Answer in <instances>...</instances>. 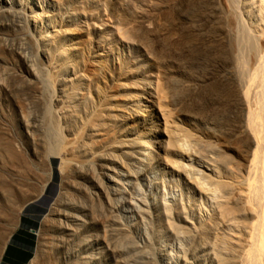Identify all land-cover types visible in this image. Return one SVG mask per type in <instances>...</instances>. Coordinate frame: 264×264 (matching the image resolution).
Segmentation results:
<instances>
[{
    "label": "rangeland",
    "instance_id": "374dc122",
    "mask_svg": "<svg viewBox=\"0 0 264 264\" xmlns=\"http://www.w3.org/2000/svg\"><path fill=\"white\" fill-rule=\"evenodd\" d=\"M36 2L35 9L48 7L49 13L40 14L38 10L40 19L28 25L22 16L30 12L28 0H0V247L14 227H22V217H35L30 211L34 207L44 211L36 229L38 246L30 264H149L147 254L135 251V246L146 240L141 234L145 224L136 211L137 205L151 206L152 200H158L151 209L164 219V204L168 200L167 205L175 203L190 215L203 210L205 204L196 197L191 185L169 168L173 160L169 150L153 153V137L159 138L164 127L154 128L160 114L158 99L153 105L145 97L154 93L151 87L155 81L177 92L174 104L192 92L185 88L186 80L177 73V66L170 62L160 64L148 55L153 47L151 36L130 35L126 42L119 39V31L127 33L136 29L134 25L139 27L136 8L130 10L123 0ZM42 32L55 35L49 45L39 49L34 44ZM251 55V51L247 58V53L244 55L247 67ZM68 67L65 95L75 103L76 117L68 120L69 124L58 115L66 140L76 143L93 135L90 153L112 151L118 161L121 159L120 164L107 163L116 172L123 167L136 169L139 151L152 153L134 178L135 198L139 200L136 207L129 202L119 203L120 197L125 196L123 188L113 195L95 187L94 181L106 188L99 166L89 173L73 171V181L67 184L58 169L61 158L53 157L51 167L43 159L45 151L40 144L38 122L43 116L38 101L43 88L37 78L51 74L52 79H58ZM32 68L36 73L31 74ZM54 93L53 97L60 94L59 87ZM204 94L203 90L199 95ZM217 94L222 95L223 89ZM80 104L85 109L83 105L77 106ZM167 106L173 113L171 120L183 130L198 134L208 127L199 120L196 126L191 125L198 117L196 113L179 115L173 105ZM93 113L97 118L91 122ZM88 126L93 127V132H89ZM238 141L240 151L247 157L246 137L240 135ZM244 155L237 158L239 180L241 175H248L249 162ZM74 158L83 159L80 153ZM53 166L54 176L45 194L52 198L50 205L55 204L51 216L47 213L49 201L42 202L38 195L49 183ZM60 193L67 196L64 202L58 199ZM178 218L175 214L174 220ZM156 221L154 218L146 223L152 233ZM129 241L134 242V247Z\"/></svg>",
    "mask_w": 264,
    "mask_h": 264
},
{
    "label": "bare ground",
    "instance_id": "6f19581e",
    "mask_svg": "<svg viewBox=\"0 0 264 264\" xmlns=\"http://www.w3.org/2000/svg\"><path fill=\"white\" fill-rule=\"evenodd\" d=\"M28 1L30 12L22 16L31 25L40 19V14L48 12V7L46 10L35 9L37 0ZM123 1L130 10L136 8L134 13L139 27L134 25L136 29L127 33L119 31V39L126 42L130 35L151 36L153 47L149 48L148 55L160 64L170 62L177 66V73L186 80L185 88L192 92L179 104H174L177 92L167 84L165 88L155 81L151 87L154 93L145 100L156 105L158 99L160 114L154 128L164 127L159 138L153 137V153L170 151L173 160L169 168L191 185L196 197L204 202V209L190 215L175 203L169 206L168 200L162 219L151 209L158 200H152L151 206L147 203L142 206L137 205L139 200L135 198L134 178L141 173L142 163L152 153L142 148L146 153L136 152L140 162L136 169L123 167L116 172L115 167L107 164L121 163L112 151L90 153L93 135L76 143L66 140L58 115L66 122L76 117L75 103L65 95L69 67L64 68L58 79H52L51 74L37 78L43 88L38 100L43 110L38 121L42 136L40 144L45 151L43 159L51 167L53 157L61 158L58 169L64 183L73 181L75 170L89 173L99 166L106 188L94 181L97 189L117 195L123 188L125 196L120 197L119 203L137 205L136 211L145 224L141 234L146 240L136 245L135 251L147 254L149 264H264V0ZM53 36L42 32L34 45L43 49ZM245 50L252 53L248 67L244 55L247 53V58L249 51L244 54ZM32 71L31 74L36 73L34 68ZM58 87L60 94L53 97ZM220 89H223L222 95L217 94ZM203 90L205 94L199 95ZM169 104L179 115L189 111L196 113L197 119L187 115L195 119L192 126L199 120L208 127L198 134L183 130L172 121ZM81 105L85 109L84 104L77 106ZM90 118L93 122L97 115L93 113ZM87 128L89 132L94 130L91 126ZM240 135L247 140V157L239 149ZM252 135L255 136L253 144ZM76 153L83 159L74 158ZM240 154L249 162L245 168L248 175H241V180L236 169ZM51 172L49 183L42 187L38 197L42 202L44 199L49 201L47 213L53 215L55 204L51 206L52 198L45 195L54 176V166ZM57 187L55 185V190ZM66 198L65 194H59L61 202ZM175 214L179 215L177 220H174ZM154 218L157 221L153 223L156 228L152 233L146 223ZM130 244L134 247V242Z\"/></svg>",
    "mask_w": 264,
    "mask_h": 264
},
{
    "label": "crops",
    "instance_id": "0c3cea01",
    "mask_svg": "<svg viewBox=\"0 0 264 264\" xmlns=\"http://www.w3.org/2000/svg\"><path fill=\"white\" fill-rule=\"evenodd\" d=\"M31 227H14L0 247V264H30L37 245Z\"/></svg>",
    "mask_w": 264,
    "mask_h": 264
},
{
    "label": "trees",
    "instance_id": "16d2710c",
    "mask_svg": "<svg viewBox=\"0 0 264 264\" xmlns=\"http://www.w3.org/2000/svg\"><path fill=\"white\" fill-rule=\"evenodd\" d=\"M30 211L35 213V217L34 218H29L25 216L22 217V227H31L36 230L39 227V221L44 210L33 207L30 209Z\"/></svg>",
    "mask_w": 264,
    "mask_h": 264
},
{
    "label": "water",
    "instance_id": "95a60500",
    "mask_svg": "<svg viewBox=\"0 0 264 264\" xmlns=\"http://www.w3.org/2000/svg\"><path fill=\"white\" fill-rule=\"evenodd\" d=\"M40 203H41V202H40ZM24 210H26V208H25ZM20 224L22 225V222H21ZM33 232L36 233V230H33Z\"/></svg>",
    "mask_w": 264,
    "mask_h": 264
}]
</instances>
